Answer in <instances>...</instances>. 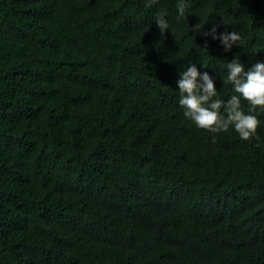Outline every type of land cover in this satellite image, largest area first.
Wrapping results in <instances>:
<instances>
[{
  "label": "trees",
  "instance_id": "1",
  "mask_svg": "<svg viewBox=\"0 0 264 264\" xmlns=\"http://www.w3.org/2000/svg\"><path fill=\"white\" fill-rule=\"evenodd\" d=\"M234 56L264 60V0H0V264H264V113L241 140L177 102L189 61L226 100Z\"/></svg>",
  "mask_w": 264,
  "mask_h": 264
},
{
  "label": "clouds",
  "instance_id": "2",
  "mask_svg": "<svg viewBox=\"0 0 264 264\" xmlns=\"http://www.w3.org/2000/svg\"><path fill=\"white\" fill-rule=\"evenodd\" d=\"M187 7L188 0H177V19L185 16ZM155 20L162 34L171 28L166 13L156 16ZM204 23L198 22L192 27L200 31ZM222 23L229 24L225 18ZM203 35L218 40L226 52L234 45L240 44L242 39L237 30L229 31L225 28L218 31L217 25L204 31ZM202 65L207 69L209 64L202 59ZM217 72L222 80V87L231 85L232 88L233 94L226 100L218 91L217 75L207 70L202 71L201 67L192 61L178 69L177 102L183 110V115L197 128L214 133L232 129L241 140L255 137L260 124L259 115L264 113V60H258L246 67L239 56H234L225 64H221ZM242 100L247 102V110Z\"/></svg>",
  "mask_w": 264,
  "mask_h": 264
}]
</instances>
